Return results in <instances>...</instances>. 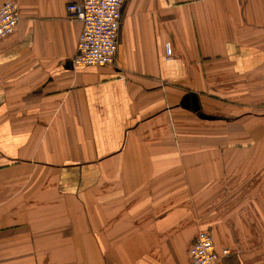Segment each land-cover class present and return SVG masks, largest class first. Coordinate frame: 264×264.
<instances>
[{
  "label": "crops",
  "instance_id": "1",
  "mask_svg": "<svg viewBox=\"0 0 264 264\" xmlns=\"http://www.w3.org/2000/svg\"><path fill=\"white\" fill-rule=\"evenodd\" d=\"M15 1L0 264H189L200 229L264 264V0H124L104 66L72 64L76 0Z\"/></svg>",
  "mask_w": 264,
  "mask_h": 264
},
{
  "label": "built area",
  "instance_id": "2",
  "mask_svg": "<svg viewBox=\"0 0 264 264\" xmlns=\"http://www.w3.org/2000/svg\"><path fill=\"white\" fill-rule=\"evenodd\" d=\"M124 0H76L66 5L68 16L82 24L77 39L74 66H104L115 62L117 37ZM20 21L19 5L6 0L0 5V39L12 34ZM172 56L170 42L164 44V59ZM230 254L229 249L217 251L207 230L197 231L188 250L189 264H216Z\"/></svg>",
  "mask_w": 264,
  "mask_h": 264
},
{
  "label": "rangeland",
  "instance_id": "3",
  "mask_svg": "<svg viewBox=\"0 0 264 264\" xmlns=\"http://www.w3.org/2000/svg\"><path fill=\"white\" fill-rule=\"evenodd\" d=\"M189 259V258H188Z\"/></svg>",
  "mask_w": 264,
  "mask_h": 264
}]
</instances>
